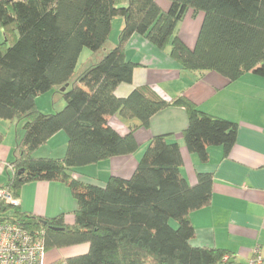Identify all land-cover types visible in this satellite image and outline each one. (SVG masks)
<instances>
[{"label":"trees","instance_id":"1","mask_svg":"<svg viewBox=\"0 0 264 264\" xmlns=\"http://www.w3.org/2000/svg\"><path fill=\"white\" fill-rule=\"evenodd\" d=\"M189 12L202 15L192 50L177 36ZM116 17L124 22L118 42L101 54ZM0 32V121L21 125L11 174L0 190L18 202L23 185L56 182L75 203L74 222L66 225L62 215L34 217L0 199V221L40 231L45 252L88 246L86 254L57 264H220L226 256L233 262L220 249L191 246L189 215L210 203L213 177L198 173L190 185L181 173L180 147L168 136L149 139L128 179L110 177L99 187L74 174L134 154L139 146L133 131L148 128L170 107L184 109L183 141L201 164L210 147L227 155L236 143V123L202 112L185 97L166 101L148 87L115 96L119 85L131 84L137 66L126 60L124 46L137 35L168 49L170 59L191 72H215L231 83L247 73L264 77V0H0ZM85 50L94 62L75 77ZM54 89L63 107L43 114L36 100ZM114 115L138 124L120 136L107 122ZM58 132L67 139L64 155L36 157Z\"/></svg>","mask_w":264,"mask_h":264},{"label":"crops","instance_id":"2","mask_svg":"<svg viewBox=\"0 0 264 264\" xmlns=\"http://www.w3.org/2000/svg\"><path fill=\"white\" fill-rule=\"evenodd\" d=\"M159 4L164 9L168 7L164 1ZM201 23V14L194 16L189 12L177 28L178 38L190 50L195 46ZM123 25L121 17L114 18L105 47L112 49L117 44ZM124 52L126 60L137 66L132 73L131 84L116 88L114 94L117 98H125L133 89L140 87L150 88L166 101L185 97L202 112L236 123V143L227 155L221 147L208 148V160L201 164L195 155L188 152L183 141L182 133L187 126L184 109L170 107L156 114L148 128L133 131L139 146L134 154L80 168L76 170L75 178L99 187L104 186L110 177L128 179L149 139L166 135L169 142L180 147L181 173L190 185L196 183L198 173H209L213 177L210 203L189 215L194 228L191 246L220 249L232 255L230 264H247L256 250L264 257V77L247 73L231 83L215 72H191L170 59L168 49L158 50L137 35L128 40ZM87 56L93 58L92 55ZM51 94L46 101L36 100L38 111L43 113L55 108L54 97L55 94L59 96L58 90H52ZM107 122L120 136L127 135L129 129L138 124L136 120H124L118 115L109 117ZM11 124L13 122L0 121V188L11 174L10 163L21 133L17 123L14 139L6 140ZM62 134L58 132L52 136L36 151V157H62L67 141L63 140ZM51 142L60 147L51 149ZM50 153L53 154L49 156ZM18 207L34 217L49 219L62 215L66 225L74 222L75 203L69 189L61 183L32 182L23 185L19 191ZM87 250L86 244L53 248L45 252V263H62L70 257L86 254Z\"/></svg>","mask_w":264,"mask_h":264},{"label":"built area","instance_id":"3","mask_svg":"<svg viewBox=\"0 0 264 264\" xmlns=\"http://www.w3.org/2000/svg\"><path fill=\"white\" fill-rule=\"evenodd\" d=\"M0 199L10 205L18 204L5 190H0ZM228 261L226 256L220 264ZM0 264H46L42 233L0 221ZM247 264H264V257L256 250Z\"/></svg>","mask_w":264,"mask_h":264},{"label":"rangeland","instance_id":"4","mask_svg":"<svg viewBox=\"0 0 264 264\" xmlns=\"http://www.w3.org/2000/svg\"><path fill=\"white\" fill-rule=\"evenodd\" d=\"M0 38H2V34H1V32H0ZM110 50V48H108V46L107 47H105V49H104V52H102L101 54H103V53H105V52H107V51H109ZM87 50H85L84 51V53L81 55V57H80V61H79V63H78V66H77V69H76V71H75V77H78L80 74H82L93 62H94V58H90L89 59V57L87 56V55H89L88 54V52H86ZM87 53V54H86ZM90 53V52H89ZM93 60V61H92ZM52 93V91H49V92H47V93H45V94H43L42 96H40L38 99H40L39 101H46L47 100V97L48 96H50V95H52L51 94ZM62 104H64V101L59 97V96H57L56 94H55V97H54V106H55V108L53 109V110H45L44 112H43V114H51V112H58L59 110H61L62 109V107H61V105ZM19 124V122H17L16 120L15 121H13V124H11V127H10V131H9V133L8 134H6V137H5V139L6 140H9V141H11V140H13L14 139V136H15V126H16V124ZM7 126H8V124H6ZM20 125V124H19ZM19 129H21V125L18 127ZM62 137H63V140H66V136H65V134H62ZM54 143V144H53ZM66 144H67V141H66ZM57 146H59V144L58 145H55V142H51V144H50V148L51 149H54V150H56L55 148L57 147ZM60 147V146H59ZM62 148V147H61ZM66 150V149H65ZM65 153V151H64V149H63V153H61V155L60 156H63V154ZM51 154H53V153H50L49 154V156H51ZM58 156V155H57Z\"/></svg>","mask_w":264,"mask_h":264},{"label":"water","instance_id":"5","mask_svg":"<svg viewBox=\"0 0 264 264\" xmlns=\"http://www.w3.org/2000/svg\"><path fill=\"white\" fill-rule=\"evenodd\" d=\"M67 86H68V85H65L64 87H62V88L60 89V91L63 92Z\"/></svg>","mask_w":264,"mask_h":264}]
</instances>
